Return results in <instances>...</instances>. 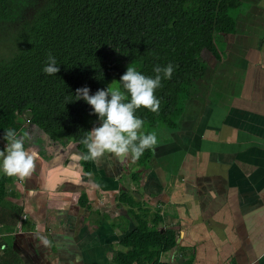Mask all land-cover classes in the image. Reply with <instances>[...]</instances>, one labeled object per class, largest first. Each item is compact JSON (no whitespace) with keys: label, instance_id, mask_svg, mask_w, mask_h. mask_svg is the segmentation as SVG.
<instances>
[{"label":"crops","instance_id":"crops-1","mask_svg":"<svg viewBox=\"0 0 264 264\" xmlns=\"http://www.w3.org/2000/svg\"><path fill=\"white\" fill-rule=\"evenodd\" d=\"M231 14L233 33L216 35V55L186 90L174 126L160 138L158 131L147 162L104 154L86 174L69 141L52 160L41 145H25L36 153L33 169L16 177L0 206V236L17 207L32 225L17 222L22 231L8 233L17 234L12 251L22 263L23 246L39 237L60 264H110L132 226L118 200L126 193L175 233L177 247L163 262L264 264V144L253 139L264 140V7L242 0Z\"/></svg>","mask_w":264,"mask_h":264},{"label":"trees","instance_id":"trees-1","mask_svg":"<svg viewBox=\"0 0 264 264\" xmlns=\"http://www.w3.org/2000/svg\"><path fill=\"white\" fill-rule=\"evenodd\" d=\"M241 4L242 0H0V36L3 30L11 42L9 56L0 49V141L7 142L2 134L9 128L18 135L23 127L19 116L28 111L23 132L43 147L42 156H58L65 139L76 145L80 166L90 174L92 159H84L82 140L89 120L96 118L83 101H73L72 93L87 86L91 94L113 78L118 81L125 70L117 67L115 55L148 76L154 75L156 65H173L171 77L162 76L154 90L158 109L135 112L142 128L173 127L186 90L216 55V35L233 33L231 13ZM48 54L59 65L55 74L41 70ZM25 145L31 144L24 141ZM152 148L136 160L147 162ZM15 181L16 176L0 174V206ZM118 200L126 205L132 226L118 241L124 250L113 251L110 263L167 264L161 255L177 247L175 233L160 227L161 217L141 208L130 194ZM20 214L15 208L10 216L16 219ZM16 235L4 238L9 243L3 246L2 261L8 264H24L11 251Z\"/></svg>","mask_w":264,"mask_h":264},{"label":"clouds","instance_id":"clouds-1","mask_svg":"<svg viewBox=\"0 0 264 264\" xmlns=\"http://www.w3.org/2000/svg\"><path fill=\"white\" fill-rule=\"evenodd\" d=\"M264 7V0H259ZM45 74H55L59 71L56 58L48 54L42 67ZM173 65H156L148 76L137 71L128 64L119 76L118 86L111 89L97 88L90 94L87 86L76 88L73 101L81 100L89 106V115L95 116V125L87 130L82 143L86 148L84 159H97L105 153L115 157L137 159L157 142L155 132L140 131L143 121L135 112L144 108L156 111L159 99L153 94L160 86L161 78L171 77ZM7 140L6 149L0 150V174L12 177H24L30 174L34 166L36 153L24 147L23 138L18 137L15 130L7 129L3 134ZM257 143L264 144L259 137L253 138Z\"/></svg>","mask_w":264,"mask_h":264},{"label":"rangeland","instance_id":"rangeland-1","mask_svg":"<svg viewBox=\"0 0 264 264\" xmlns=\"http://www.w3.org/2000/svg\"><path fill=\"white\" fill-rule=\"evenodd\" d=\"M234 12V11H233ZM232 12V13H233ZM9 35L6 33V32H4L3 30H2V32H1V36H0V49L7 55V56H9L10 55V52H8L9 51V46L11 45V42H10V39H9V37H8ZM114 61H115V63H116V65H117V67L119 68V69H124L125 70V68H126V66L128 65V64H130L131 65V63H129L127 60H125L124 58H123V56H120V55H115V57H114ZM114 86H118L117 85V83H116V81H115V79L113 78V79H111L110 81H108L107 83H106V87L107 88H109V89H111L112 87H114ZM28 118H29V113H28V111H25L21 116H19V119H20V121H21V123H23L22 124V129L19 131V133H18V137H21V138H23V141H26L27 143H29V144H31L33 147H35V146H39V144H38V142L36 141V140H33V139H35V138H31L30 136H27V135H25L24 134V132H23V128H24V124L26 123L25 121L26 120H28ZM95 123H96V121L95 120H93V119H91V120H89V125H90V128L92 127V126H94L95 125ZM167 126H162V127H160V128H154V129H148L147 127H144V128H141L140 129V131H143V132H149V131H152V132H155L156 133V135H157V133H158V131H159V133H158V137L160 138L161 137V133L163 132V134L164 135H166L167 134ZM161 130V131H160ZM31 135H32V133H31ZM30 137V138H29ZM31 140H33L32 142H31ZM63 141H65V139H62ZM6 144H7V142H3V141H0V145H2V146H4V147H6ZM105 154H108V153H105ZM109 158L111 159V160H114L115 158H117V157H115V156H113V155H110L109 156ZM114 166L117 168V162L116 161H111V168L114 170ZM116 170V169H115ZM104 174H107V173H105L104 172ZM117 175V173L115 172H112L111 173V177L112 176H116ZM126 178V177H125ZM124 178V179H125ZM15 210V209H14ZM17 210H19V211H21V208L20 207H17ZM151 214V213H150ZM20 217V218H19ZM13 218H11V216H9V218H7V220H9V222L8 223H11V224H13V223H17L18 222V220L20 221V223H21V228H24V226L25 225H27V226H31L32 227V225L31 224H29L30 223V220H28V221H23L22 220V217L19 215L18 216V218H14L13 220H12ZM14 221V222H13ZM116 223V222H115ZM21 228L19 227V225H16V229L15 230H17V231H22L21 230ZM4 232V231H3ZM4 233H6V231L4 232ZM7 235H8V233H7ZM6 234H4V236H0V261H2L3 259H2V257H3V253H2V250H3V246L4 245H7L8 246V240H6L5 241V237L7 236ZM36 236H39L38 234L36 235ZM36 239V238H35ZM38 239V241H37V243L35 244V245H33L32 246V242L29 240V243L31 244V245H28V244H26V246L23 244V242L21 243V244H23L24 246L23 247H25L26 249H28V252L26 253V255H25V263L24 264H60V262L59 261H57V255H55L54 254V252L50 249L51 247L49 246V245H43L42 243H44V239H41L40 240V238L38 237L37 238ZM19 242H20V240L18 241V246H20L21 244H19ZM51 243V240L49 241V244ZM21 247V249H23V247L22 246H20ZM116 247L117 248H119V245L117 244L116 245ZM10 250V249H9ZM51 250V251H50ZM11 251H12V248H11ZM20 258V257H19ZM40 259H41V261L42 262H40ZM20 261H21V259H20ZM22 262V261H21ZM109 263H110V256H109ZM1 264H8L7 263V261H2V263ZM17 264V263H16ZM106 264H108L107 262H106ZM111 264V263H110Z\"/></svg>","mask_w":264,"mask_h":264},{"label":"bare ground","instance_id":"bare-ground-1","mask_svg":"<svg viewBox=\"0 0 264 264\" xmlns=\"http://www.w3.org/2000/svg\"><path fill=\"white\" fill-rule=\"evenodd\" d=\"M65 252V251H64Z\"/></svg>","mask_w":264,"mask_h":264}]
</instances>
